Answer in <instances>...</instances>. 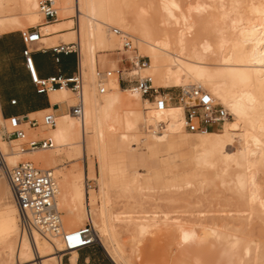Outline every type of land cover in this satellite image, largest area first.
I'll return each instance as SVG.
<instances>
[{
    "label": "bare ground",
    "instance_id": "bare-ground-1",
    "mask_svg": "<svg viewBox=\"0 0 264 264\" xmlns=\"http://www.w3.org/2000/svg\"><path fill=\"white\" fill-rule=\"evenodd\" d=\"M39 1L0 0V30L12 32L37 24L41 19ZM149 1L57 0L58 12L62 11L64 17L60 19L59 15L57 22L41 25L40 31L43 34L41 42L46 41L48 46L56 45L61 40L78 44L80 71L83 79L86 78L85 91L83 88L85 105L83 116L79 117L72 113L71 108L75 105V99L72 90L65 86L51 90L50 94L53 103L65 105L70 111L58 114L54 127L45 126L52 128L51 131L33 133L34 139H39L40 136L45 138L48 135L47 137L53 141V147L50 149H22V146L16 144L13 150H9L0 129V148L6 153L9 164H15L25 154L36 151L37 155L33 156L32 160L34 158L36 162L45 163L46 170H55V176L60 180L57 182V193L60 194L61 200L69 203L72 211L78 212L75 216L77 221L71 223V226L81 224L85 217L92 224L102 222L100 231L96 230V238L103 246L106 236H110L114 241L113 248L108 245L107 248L104 247L116 264H132L119 243L120 230L117 223H125L127 228L134 227L140 233H144L154 224L150 222L151 216L148 214L133 216L134 211L131 208L134 205H127L129 208L125 206L130 210L122 212H115L112 209V185L107 153L111 146H118L120 149V144L124 143L130 150H135L138 141L135 128L139 122L138 118L144 117L139 109L135 108V111L130 109L126 112L123 108L124 98L129 100L128 103L132 107L134 103L136 105L142 100L143 95L134 86L119 89L115 80L120 77L117 70H113L114 66L111 68L116 76L112 74L113 77L107 82H98V56L105 57L108 52L116 51L117 41L123 42L121 37L114 33V28L129 33L134 38L136 46L133 49L122 47L125 53L128 50V54L129 52L133 54V50L137 49L136 57L131 55L129 60L138 63L140 56L150 59L145 67H133L127 74H132L134 68L138 73L137 70H141L140 75H135L140 78H151L156 88H188L201 84L227 108L231 117L222 123L214 124L221 125L220 129L214 130V125H211L210 129L194 133L199 134V137L192 141L191 152L194 158L189 161L194 160L195 164L217 168L219 178L227 185L233 198L240 200L235 210L225 211V214L219 212L218 216L264 220V64L260 62L264 59V0H260L258 4L253 2L255 5H251L253 6L251 15L241 10L244 0H230L231 2L228 0L232 5L226 3L232 8L230 11L224 1L219 0L220 15H224L225 21L222 24L221 16L216 15L219 12H215L210 25L206 23L211 30H215L210 32L213 34L217 32V35H214V40L211 41L207 39L208 35L204 34L205 38L202 36L198 43H194L189 37V31L193 29L190 15L182 12L176 0H161L158 17L155 16L157 19L152 18L151 10L155 5L151 4L152 0ZM17 4L21 6L22 14L30 18L28 23L22 21L18 14L11 13L12 7ZM204 6L205 9L206 6L210 7V10L213 5L206 3ZM219 9L217 8V11ZM252 15L253 17H250ZM206 29L208 28L204 29L205 32H208ZM210 37L213 38L211 35L208 38ZM109 82L110 87L106 91ZM101 87L105 88L104 93L101 92ZM145 100L149 105L156 106L151 100L147 98ZM53 110L49 108L35 114H46ZM152 115L159 122L158 129L154 130L152 141L154 146L183 136L186 130V116L182 105L169 104L164 109L153 107ZM6 121L0 111V124ZM87 134L94 138L97 164H94L92 157L87 158L88 164L81 162L76 164L77 161L85 160ZM30 135L32 133L28 136ZM118 135L121 137V143L117 144ZM13 141L19 142L18 139ZM24 143L25 141L22 144ZM147 144L145 142V145ZM230 146H233L235 151H229ZM60 151H64L68 160L75 163L66 173L56 165V156ZM90 173L98 185V208H89L87 204L86 189ZM128 174L121 180V186L118 188L125 197L134 198L133 194L136 193L145 196L157 191L158 188L153 187L151 182L142 181L139 171L132 170ZM210 178L208 172H203L198 181L203 186L210 182ZM6 182L8 192L0 202V264L13 262L26 264L38 257L42 259L43 264H62L64 253L69 252L75 256L76 250H67L62 238L47 237L35 232L32 240L21 232L18 208L15 202L9 199L12 192L8 181ZM192 182L188 179L183 183L167 181L161 190L178 191ZM137 202L140 204V201ZM147 212L153 215L152 211ZM207 212L199 211L198 215L204 214L206 217L209 214ZM211 212L210 214L215 215V211ZM143 213L144 211L139 214ZM163 217L164 220L176 224L180 230L187 222L189 223V220H183L184 218L178 214L175 216L165 214ZM203 222L200 225L205 233L223 239L228 245L223 249V254L229 264H264V244L260 245L253 238L241 234L234 225ZM231 226L233 230L229 231V228L232 229ZM17 230L18 238L14 236ZM183 231L185 238L195 234L194 230Z\"/></svg>",
    "mask_w": 264,
    "mask_h": 264
},
{
    "label": "rangeland",
    "instance_id": "rangeland-1",
    "mask_svg": "<svg viewBox=\"0 0 264 264\" xmlns=\"http://www.w3.org/2000/svg\"><path fill=\"white\" fill-rule=\"evenodd\" d=\"M223 1L225 4L228 3L229 6H232V5H230L231 3H229L230 0L229 1L223 0ZM259 1L260 0H244V3L242 2L243 5L241 6V10L245 11L246 14L248 13L249 15H251L253 12V11H251V9L253 10L252 7L255 5L254 3L258 4ZM149 2H151V0ZM160 2H161V0H152L151 4L154 3L153 5H155V7H154L155 10L154 9L151 10V15H152L153 19H157V17H158L159 6L161 4ZM176 2L178 5H180L182 12L190 15V21L193 23V29L191 31H189L190 39L194 43H198L199 40L202 39L204 37V34H205V35H208V37L210 35L213 36V38H211V37L208 38L206 36L207 39H210L211 41H213L214 37L217 35V32H215L216 34L211 33L210 31H213V30H211L210 27H208V26L210 25V22L213 18V15L215 16V12L216 13L219 12V14H216V15H220L221 10L219 9L218 6H220L221 1H219V0L218 1L217 0H176ZM208 2H210V3H208ZM217 2H218V4H217ZM247 2H248V4H247ZM206 3L212 4L213 6L216 4L217 6H214V7L212 6V9H210V10H209L210 7L208 8L206 6V9H205L204 4H206ZM245 3H246V5H245ZM228 4H226L225 6L229 7ZM251 5H253V6H251ZM216 7L219 9L218 11H217ZM227 7H225V9ZM214 8L216 11L214 10ZM229 8H227V9L230 11L232 8H230V9ZM204 11H205V13H204ZM61 12L62 11H59L60 19L64 17L63 12L62 13ZM11 13L18 14L20 19L22 21H24L25 23L29 22L30 18L28 16L22 14V8L19 4L14 5L12 7ZM156 15H157V17L155 18ZM40 16H41V19L37 24L30 25V27L27 26L26 28H22L20 30H17L16 32L27 31L28 29H30L32 27H36V26L41 27V25L46 24V19L41 12H40ZM250 17H253V15ZM223 18H224V15L221 16V21H223L222 24L225 21V18H224V20H222ZM201 22L205 25H203ZM206 22L208 23V26H207ZM201 25L204 26V28ZM205 28H208V29H206L208 32H205V30H204ZM203 30H204V32H203ZM0 32H2V31L0 30ZM42 46H48V43L46 41H43L41 43L34 44L33 49L34 48H41ZM134 46H136L135 41H134ZM122 47H123V42L118 40L117 44L115 45V48L123 49ZM136 51H137V49H136ZM136 51H135V53L137 54ZM144 58H147L146 60H147V64H148L150 59L146 56H144ZM123 62H124V65L121 68L124 69L125 67H127L126 70L124 69L125 75L126 76H133L132 78H138V75H135V74H138V72H132V74H134V75L126 73V72H128L129 67H131V69L133 68L129 64V61L126 57L123 58ZM108 70L112 71V68L110 66H107L105 68H100V67L98 68V71H108ZM137 71H139V73H140L141 70H137ZM113 76H116V74H113ZM113 76H111V77H113ZM111 77L107 78L104 82H101V83L107 82L109 79H111ZM97 79H98V82L100 83L99 78H97ZM196 85L199 86L201 84H195L193 86H196ZM121 86L123 88L131 87L129 85H121ZM85 88H86V78H84V91H85ZM160 88H163L164 92L169 93V95L173 96V97H177L179 95V93L181 92V89H182V87H160ZM163 90H162V92H163ZM72 93H73L72 96L75 99L74 104H76L78 102V97L74 92H72ZM145 98L142 96V100L140 102H138L136 105L134 103V106H132V107H130V105L128 103L129 100L127 98L126 99L124 98L123 99V104H124L123 108L126 110V112H129L130 109H132L133 111H135L136 109H139V111H141L143 115H147V116H150L152 118V116H153L151 113L152 110H149V112L148 111L146 112L145 108H147L151 105H149V103L145 100ZM171 104L172 105H180V104L176 103L175 99L172 100ZM153 107L155 108L156 106H153ZM65 111H70V108H69V110H65ZM52 112H54L56 114V119H57V117H58L57 115L60 113H57V111H55V110H53ZM44 114H33L30 116L31 117H37L40 120V122H42V118H43ZM138 119H139V126L137 129L136 128L135 129L137 130L139 137L143 138L146 135H148L150 137H154L155 133L153 130V126L151 124H147L144 117H141ZM152 121L154 122L155 127L157 126L155 128V131H156L158 129L159 122L156 119H154ZM3 126L8 127L9 126L8 121L2 122V124H0V127H1L0 129L2 130V132H3ZM22 126H23V128H25L27 136L29 135V133H32V135L28 136V138L29 137L34 138L33 133H45V132H49V130L50 131L52 130V128H46L44 125H42V123L37 129L30 128L28 123H24ZM220 127H221V125H214L213 129L218 130V129H220ZM188 132L191 133L192 131H190L186 128L185 135L189 136L190 134H187ZM2 135H3V133H2ZM192 135L196 139L199 137V134H192ZM47 136L45 138H48ZM40 138H43V136H40L39 139ZM13 140L14 139H12V141L5 140L7 142V148L9 150H13L15 148L16 144L23 146L22 143L24 141L26 143V141H27V140H24V141L19 140L20 143L19 142L17 143V141H13ZM144 147H146V145L140 139L138 141V150H140ZM174 151L175 152H173L168 157L163 156V154H159L158 156L151 158L149 160V164L153 165L154 169H155V170L151 171V173H148L146 171V168H147L146 164H144V165H142L141 163L132 164V168L137 169L139 171L140 175H142L141 178H142L143 182H151L153 187H155L156 189L158 188L157 191H155L153 193H149L148 195H145V196L144 195L141 196V194H138V193L133 194V195H135V197L137 195L141 196L139 198L134 197L135 199L133 197H130V198L127 196L125 197L123 194H121L122 192H120V190H118V188L121 186V182H122L121 180L124 177H127L129 175L127 173L129 170L125 167L123 168L120 165H118L117 164L118 161L116 160L115 156H112L110 154V163L112 165V169H111V173H110L111 174L110 178L112 181V187H111L112 188V192H111L112 209H114L115 212H122L123 210H125V211L130 210L127 208L134 205L133 208H131L134 211L133 212L134 214H132L133 216H135V215L141 216L144 214L147 216V214H148L151 216V217L148 216L150 218V222H152V224H154L152 226H149V228H147L144 231V233H140L138 230L136 231L134 229V227L127 228V224H125V223H122V224H121V222L117 223V225H119L118 226L119 228L118 227L117 228L120 230V234L118 237L119 243L122 246V248L124 249L125 255L130 258L131 263L132 264H229L227 257L223 254V249L226 248L228 245L225 244L226 242L223 241V239H221V238L219 239L215 236H212V235L205 233V230L200 225V223H202L203 221L205 222V224H208L211 222H216L220 225H223V224L226 225V223L231 224L232 226L234 225L240 230L241 234L243 233L246 236L253 238L257 242H259L260 245H261V243L263 245L264 244L263 243L264 242V220L259 219V218L230 219V218L218 216L219 212L220 213L223 212L221 214H225L224 213L225 211L229 212L232 209L235 210L237 208L235 206L237 204H239L238 202L240 201L237 199H236L237 200L236 201L233 198V195L229 191V188H227V185L223 182V180H221L219 178L218 169L217 168H209V166H207L205 164H197V163L195 164L194 160L189 161V160L194 158V156L192 155V152L190 153L189 160H185L183 154L185 153L186 149L183 151H181V150L180 151L174 150ZM229 151L233 152V151H235V148L233 146H230ZM89 153L91 156L94 157L93 150H91L90 152L88 151V155H89ZM35 155H37V152L31 151V152L25 154L17 163H15V164L10 163V164L12 166H14V165L19 164L22 161H32L39 168L46 169L45 168L46 165L42 161L36 162V161H34V158L32 160V157ZM87 157H89V156H87ZM56 159H57L56 165L59 168H61V171L64 173H66L70 168H72V166L75 165L74 162L71 163L68 160L64 151H60V153H57ZM88 161H89V159H86V161L85 160L77 161L76 164L79 162H81V164H88ZM93 162H94V164H97V160L93 159ZM52 171H55V170H52ZM203 172H208L209 175H211L210 182L206 183L205 184L206 186L203 185L204 187L201 186V183L198 181V177H200ZM89 179H90L89 183L95 189H97L98 188L97 181L93 178L91 173L89 175ZM186 179L191 180L193 182L190 185H186V186L182 187V189H180L178 191L173 190V189H172L173 191L172 190H161L167 184V181L170 182L171 180L172 181L175 180V181H178L180 183H183ZM0 181L3 184V185L2 184L0 185V187L2 188V194H3L4 189L2 186H4L6 184L7 179L3 175L0 174ZM59 181L60 180L57 179V182H59ZM165 191H167L168 193L170 192L169 196L171 195V197H169L168 193ZM180 192H181V194H180ZM92 193H94L93 190L91 191V194ZM166 194H167V196H166ZM201 194H203V195H201ZM57 195H58L57 196V203H58V207H59L60 211L62 212V218L64 221L65 229L66 230H73V229H77V228H80L82 226H85L88 223L87 217L84 218V220L81 224L71 226V223L77 221L75 216L78 214V212L72 211L69 203H66L65 201L61 200L62 198L59 196L60 195L59 193H57ZM146 196H147V198H146ZM175 197H176V199H175ZM165 198H167V199H165ZM168 198H169V200H168ZM9 199L11 201H13V198L11 196ZM137 201H140V204ZM128 202H129V204H128ZM135 203H137V206H135ZM127 205H130V206H127ZM237 206H239V205H237ZM136 207H138V208H136ZM155 209H156V211H155ZM143 211H144L143 214H139V213H142ZM147 211H149V212L152 211L154 216L152 214H149ZM159 211H161V212H159ZM166 211H168V212H166ZM169 211H171V212L169 213ZM199 211L200 212L202 211L204 213H206L208 211L207 213H209V214L211 211H212L211 213H214V211H215V215L210 214L211 216H209V214H208V216L205 217L203 214V215L199 216L198 215ZM145 212H147V213H145ZM155 212H157V213L154 214ZM157 214L158 215L160 214V215L158 216ZM165 214H168L170 216H175L177 214L181 215L182 219L184 218L183 220H186V219L189 220V223L188 222L186 223V225L184 226L185 229L182 228L180 230V228H178L176 226V224H174L173 222L164 220L163 216H165ZM205 215H207V214H205ZM154 217H155V219H154ZM18 222H19V220H18ZM204 222H203V224H204ZM93 224L95 226V229L100 231V228L102 227V222H99V224H96L93 222ZM122 225H124V226H122ZM232 226H231L232 229L229 228V231L233 230ZM236 227H235V229H237ZM183 230H188V231L194 230L195 234H192V235L188 236L187 238H185L184 234H183L184 233ZM14 236L18 238L19 230L16 231ZM107 245L112 247V248L114 246V241L110 238V236L105 237L104 246L107 248ZM95 246L100 247L105 252L104 248L102 247V245L99 242ZM119 249H121V248H119ZM68 256L70 257V254H68L67 252L64 253V255L62 257V259H63L62 264H65V260ZM110 261H111V259H110Z\"/></svg>",
    "mask_w": 264,
    "mask_h": 264
},
{
    "label": "built area",
    "instance_id": "built-area-1",
    "mask_svg": "<svg viewBox=\"0 0 264 264\" xmlns=\"http://www.w3.org/2000/svg\"><path fill=\"white\" fill-rule=\"evenodd\" d=\"M56 1H39V10L45 17L46 23L59 20ZM114 33L121 37L125 49L134 48V38L129 33H125L118 28H114ZM21 34L26 45L23 52L26 58V66L36 85L37 92L48 94L56 88L70 87L78 97V102L71 108V111L74 115L82 117L85 106L83 99L84 79L80 69L70 78H64L63 76L41 78L33 56L35 51L33 45L41 43L43 37L40 27H32L27 31H22ZM75 45L56 47L55 50L56 52L71 53L76 51L79 53V49L77 50ZM146 59L144 56H140L138 63L128 61L132 67H145L147 65ZM130 69L131 67L128 68V71ZM113 72L111 70L99 71L98 78L101 82H104L112 76ZM117 74L120 78H123L124 84L122 85L134 86L144 97L155 103L159 109L166 108L175 99L176 103L182 105L185 109L186 128L190 131L200 132L210 129L211 125L222 123L231 117L227 108L201 85L182 88L179 95L173 97L164 92L163 88H156L149 77L140 78L138 76V78H132L133 76L125 75L124 69H118ZM101 92H105L104 87H101ZM11 103L16 105L17 100H12ZM30 115H13L7 118L9 126H3L4 139L10 141L12 139L27 140L22 149L34 150L53 147V141L50 138H28L22 125L28 123L32 129H37L41 123L46 127H54L56 125L55 113L48 112L44 114L42 122L37 117H31ZM160 126L162 127V125ZM0 174L7 179L11 188L13 201L18 208L20 229L23 234H26L32 240H34L35 232L47 237L62 238L67 250L79 251L98 243L96 229L89 220L85 226L80 228L65 229L62 212L56 200L58 187L54 171L39 168L32 161H22L12 166L8 162L6 153L0 148ZM89 182L90 179L87 181L88 188L91 187ZM26 264H43V261L38 257Z\"/></svg>",
    "mask_w": 264,
    "mask_h": 264
},
{
    "label": "crops",
    "instance_id": "crops-1",
    "mask_svg": "<svg viewBox=\"0 0 264 264\" xmlns=\"http://www.w3.org/2000/svg\"><path fill=\"white\" fill-rule=\"evenodd\" d=\"M16 31L17 30L12 32H0V111L3 118L7 119L13 115H33L37 112L49 108H53L55 111H57V113L68 110V107L65 105L53 103L50 93L39 94L37 92L36 85L33 82L30 72L26 66V58L23 53L26 45L22 38V31ZM72 44L76 43H67L61 40L56 45L34 48V61L37 67L38 74L41 78L45 79L52 76H63L64 78H70L79 71L81 63L80 50L79 53L76 51H73L71 53L56 52L55 50L56 47ZM75 48L77 50L79 49L78 44L75 45ZM127 51L128 50H126L125 53L123 49H116V51L114 52H108L105 57L99 58L98 56V68L114 66L115 69L113 70L122 69L121 67L124 65V57H126L128 60L131 59V55H134L136 57V53L134 50L133 54H131V52H129L130 54H128ZM57 58H59V60H57ZM124 69H127V67H125ZM133 72H136L135 68L133 69ZM122 79L123 78H117L115 82L118 84L119 89H126V87L123 88L121 86L122 84H124V81ZM109 87L110 82L107 85L106 91L109 90ZM12 100H17V104L13 105L11 103ZM152 108L153 106L145 108L146 112H149V110H152ZM144 118L147 124H151L153 126V130H155L157 126L155 127L154 122L152 121L154 120L153 116L151 118L150 116L144 115ZM138 126L139 122L136 129L138 128ZM136 129L135 132L138 136V141L141 139V141H143L144 143L147 142L148 144L146 145V147L140 150H138V141L137 148L135 150H130L128 145L125 143L120 144V149L118 148V146H111L107 153L109 174L111 173L112 169V165L110 163V154L112 156H115L116 160L118 161V165L129 170L127 173H130L132 170H137L132 168V164L134 163H141L142 165L146 164V171L148 173H151V171L155 169L153 165L149 164V160L155 156H158L159 154H163V156L168 157L173 152H175L174 150L183 151L186 149L183 156L185 160H189L192 141L196 139L192 134H194L195 132H188L187 134L190 135L187 136L185 135L184 131L183 136L181 135L180 138L170 140L171 142L167 140L163 144L154 146L152 144L154 137L146 135L145 137L141 138L139 137ZM120 138L121 137L118 135L116 138L117 144L121 143ZM85 146V160L89 157H95L94 159H96V147L94 138L91 134L86 135ZM91 150H93L94 157L91 156L90 153L88 155V151L90 152ZM110 183L112 185V181ZM1 184L2 183L0 181V185ZM2 187L4 189V193L2 194V188L0 187V202L6 196V192H8L7 182ZM92 190L94 191V193L91 194ZM86 197L89 208H98V188L95 189L93 186H91V188L89 189L87 186ZM102 247L104 248L106 253L98 246L87 247L79 251L76 250L77 253L75 256L74 254L67 252L68 254H70V257L68 256L66 258L65 264H116L108 254L105 247L103 245ZM108 257L111 259V261Z\"/></svg>",
    "mask_w": 264,
    "mask_h": 264
},
{
    "label": "snow or ice",
    "instance_id": "snow-or-ice-1",
    "mask_svg": "<svg viewBox=\"0 0 264 264\" xmlns=\"http://www.w3.org/2000/svg\"><path fill=\"white\" fill-rule=\"evenodd\" d=\"M260 62H261L262 64H264V59H262ZM205 99H207V97H205Z\"/></svg>",
    "mask_w": 264,
    "mask_h": 264
}]
</instances>
